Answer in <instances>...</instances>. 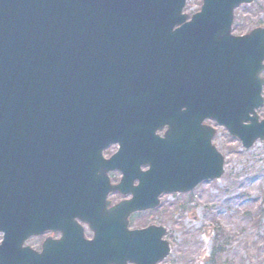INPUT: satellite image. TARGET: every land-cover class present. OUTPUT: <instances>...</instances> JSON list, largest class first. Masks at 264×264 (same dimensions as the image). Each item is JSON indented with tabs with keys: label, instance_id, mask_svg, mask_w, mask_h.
Masks as SVG:
<instances>
[{
	"label": "water",
	"instance_id": "water-1",
	"mask_svg": "<svg viewBox=\"0 0 264 264\" xmlns=\"http://www.w3.org/2000/svg\"><path fill=\"white\" fill-rule=\"evenodd\" d=\"M187 1L0 0V264H158L166 230L129 231L128 218L222 178L203 123L247 151L264 142V29L232 35L235 10L256 0H203L190 22ZM113 192L134 196L109 211ZM48 232L62 237L25 247Z\"/></svg>",
	"mask_w": 264,
	"mask_h": 264
},
{
	"label": "rangeland",
	"instance_id": "rangeland-1",
	"mask_svg": "<svg viewBox=\"0 0 264 264\" xmlns=\"http://www.w3.org/2000/svg\"><path fill=\"white\" fill-rule=\"evenodd\" d=\"M201 6L202 0H189L185 13L192 16ZM256 28H264V0L235 12V35ZM259 114L264 117V107ZM215 128L214 144L225 157L222 179L189 194L164 196L153 213L133 218V227L167 229L172 253L161 264H264V142L246 151L226 130ZM42 242L28 245L40 250Z\"/></svg>",
	"mask_w": 264,
	"mask_h": 264
},
{
	"label": "flooded vegetation",
	"instance_id": "flooded-vegetation-1",
	"mask_svg": "<svg viewBox=\"0 0 264 264\" xmlns=\"http://www.w3.org/2000/svg\"><path fill=\"white\" fill-rule=\"evenodd\" d=\"M204 125H207L209 127L215 128V124L212 121H205ZM169 131H170V127L169 126H164L163 129H161V130L156 132V136H157L156 138L159 141L160 147H164V143L162 141L167 140V137L169 135ZM216 136H217V134H216ZM119 150H120V144L119 143H111L102 152L103 160L104 161L110 160L112 157H114L119 152ZM148 170H149L148 166H142L141 167V172H148ZM107 177H108V185H109V187H116V186L121 184V181L123 179V173L121 171L114 170V171H110V173L107 174ZM139 186H140V181H139V179H136L135 182L133 183V187L134 188H138ZM86 187L87 188L84 190V192H82L83 194H86V195L90 196V195H93L95 193L96 185H95V183L93 181L91 183H89V184H86ZM133 196L134 195L132 193L131 194H122L120 192L110 193L107 196V199H106L107 210H109V211L112 210L114 207H116L120 203L132 199ZM117 197L121 198V201H119L118 203H114L113 199L117 198ZM162 198H161V201H162ZM151 213H153V211H151V210L148 211L147 210V211H144V212H137V213L131 215L128 218V223H129V227L128 228H129V230H131V231H133V230H143V229H147L150 226H160V225H149V226L133 227V225H134L133 224V218H135L136 216H139L141 214H151ZM75 221L77 223V226L83 232L84 240L87 241V242L93 241L94 238H95V233L91 229L90 225L88 223L84 222L83 220L78 219V218ZM61 237H62L61 233L55 234L53 232H50L46 236H43V237H41L39 239H43V242H44V240L47 239V238H52L54 240H58Z\"/></svg>",
	"mask_w": 264,
	"mask_h": 264
}]
</instances>
